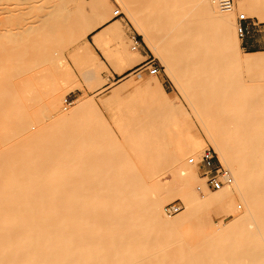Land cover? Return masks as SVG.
<instances>
[{"label": "bare ground", "instance_id": "obj_1", "mask_svg": "<svg viewBox=\"0 0 264 264\" xmlns=\"http://www.w3.org/2000/svg\"><path fill=\"white\" fill-rule=\"evenodd\" d=\"M1 1L0 17L6 16V21L16 25L0 27V134L3 138L7 137L8 142L4 145L14 142L4 146L5 139L2 143L0 140V264H264V54L252 51L241 55L237 22L236 33L231 31L234 1L230 10H224L216 0H118L145 44L160 55L176 79L196 123L206 131L212 148L233 178L229 186L210 191L204 180L195 177L196 166L188 165L187 156L198 157L204 142L194 130L189 113L184 111L183 115L187 117L184 120L185 131L189 138L187 135V139L184 138V154L180 158L186 167L176 172V177L172 175L173 181L146 178L152 183L155 194L148 189L150 184L139 178L148 171L141 172L134 165L123 164L125 156L120 145V148H109L106 138L109 133L105 135L109 143H105L106 149L104 142L100 145L97 138H92L97 133L80 131L77 134L73 130L66 132L65 129L69 128L66 125V128L61 127V123L68 121L69 124V119L76 114L97 112V108L90 97H82L65 111L71 103L63 93L69 91L73 84L63 87L64 91L61 86L55 85V74L51 76H54L53 79L49 76L53 68L49 55V49L54 44L51 34L68 33L74 41L84 38L98 23L88 22V25L82 21L87 17L79 19L81 13H89L96 8L101 11L102 7L110 5L109 1L44 0L46 3L38 6L33 3L27 7L33 11L34 7L38 9L37 19L32 16L20 26L17 23L24 13L23 9ZM69 3H73L72 8H67ZM236 5L244 14H253L264 20V0H236ZM2 22L3 18L0 24ZM94 42L111 65L117 63L116 66H123L126 61L128 64V57L134 58L135 63L136 59L140 61L139 58H142L137 50L128 52L119 21L97 34ZM86 45L84 50H87ZM14 54L18 57H13ZM87 54L83 65L91 66L89 71H85L90 76L94 72V64H103L91 57L87 59ZM64 69L72 75L70 66L65 64ZM27 71L33 72L34 77V74L40 76L38 79L41 78V81H47L48 77L52 79V83L49 80L48 87L45 86L47 93L50 92L43 94L48 99L44 107L50 115H56L57 122L53 119L50 125L47 122L44 126L50 128L54 123L56 128V123L60 122L57 127L62 129L58 132V128L53 130L51 126L50 130L57 131L54 134L58 137H53V133V136L49 135V130V138L44 137L45 140L36 137L32 129L31 133L43 144L38 147L39 142L35 143L38 148L31 144L34 137L25 139L29 142L26 145L31 144L28 148L17 141L18 137L21 142L23 135H28V132L22 134L19 130L17 120L21 112L23 116L30 114V108H25L30 104L28 106L24 101L23 108L21 103L24 96L28 100L25 92L31 89L28 88L31 85L27 83L38 81L31 76L33 80L26 82L25 75L27 88L19 95L18 82ZM18 78L20 80L14 82ZM38 83L40 86V79L36 86ZM141 85H145L152 96L159 94L169 109L176 108L167 102L166 92L155 78ZM22 86L19 89L22 90ZM52 86L56 87L53 89ZM36 93L39 97L37 94V98L33 94L30 96L35 105L45 101L40 94L43 91ZM122 93L121 87L117 86L102 101ZM19 96L22 97L21 102ZM24 109H28L29 114L24 113ZM49 114L47 112V118ZM68 131L73 137L70 140L66 137ZM41 132L46 135L43 130ZM36 134L40 136L42 133ZM26 135L24 137L30 136ZM101 137L104 138L102 133ZM51 139L53 142L56 139V143H52ZM143 139L142 142L148 140ZM136 141L133 145L140 144ZM151 141L148 140L149 143ZM50 142L54 148L49 145ZM69 143L70 146H67ZM87 143H96L104 149H96L95 155L92 152L96 150L87 156L89 152L86 155L85 147L82 148ZM44 144L48 145L42 147ZM138 144L135 147L141 146ZM144 146V149H138L145 150ZM165 146L158 139L152 141L150 149H146L150 150V153L147 151V161L156 163L163 159L167 162L174 158L178 162L179 157L166 153ZM101 152L103 155H100ZM139 152L143 153L141 160L146 159V153L138 151L137 154ZM108 176L115 178L107 179ZM173 194L181 195L185 201L184 210L174 217L167 215L162 207ZM238 201L243 205L242 210H237L241 207ZM210 211L232 213V218L227 222L223 219L210 221L206 217ZM192 219L197 227L195 235H188V231L186 235L183 230ZM203 224L210 225L206 233L198 228ZM180 243L185 248L183 251L179 249Z\"/></svg>", "mask_w": 264, "mask_h": 264}, {"label": "rangeland", "instance_id": "obj_2", "mask_svg": "<svg viewBox=\"0 0 264 264\" xmlns=\"http://www.w3.org/2000/svg\"><path fill=\"white\" fill-rule=\"evenodd\" d=\"M80 1H83V0H80ZM84 1H89V0H84ZM108 1H109V4H110V8L112 7L114 9V8L118 7L120 12L122 13V15L119 18H120V22H121V25H122V28H123V31H124V40L126 42V47L128 49V52L129 53L133 52L131 47H130V45H131L130 36L131 35H135L141 41V48L143 47L144 50H145V56H143L142 58H139L140 61H143V60H145L147 58L146 54L150 55V57L153 58L155 64L159 68V73L157 75L146 74V75H143L140 78H137V76L131 75L127 79H124V80H122L120 82H117V83H115L114 81L108 82L107 78H104V79H102L100 81V86H102V87L99 88L97 91H95L90 96H88L87 95V91L88 92H93V90H95V89L94 88L84 89V88L80 87V85L76 81V78H75V76H74V74L72 72V69H71L72 75L69 74L68 72H66L65 69H64L65 68V64L68 65L66 58L68 59L69 56L66 55V54H65L66 56H64L63 53L66 52L67 48L70 46V43L72 44L74 42V40H75L74 37L70 38L68 33H61L59 35L58 34L56 35L55 33H53L54 35L51 34V37H52L51 39L54 42V44L49 49V55H51L50 57L52 59L50 66L53 67L52 70H54L55 72L53 71V74H52V70H51V74L49 72V74H50L49 76L51 77L52 75L55 74V77H56L55 83L56 84L55 83L54 84L58 85L57 87L61 86L64 91H66V89H64V88H68L69 86L71 87V85L73 84L72 87L70 89H68L69 91H66L67 93L66 92L63 93V96L64 97L66 96V98L68 100V103H71V104L67 105V108H66L65 111H68L82 97H90L93 100V102H94V104L96 105V108H97V112L87 111V112H80V113L76 114L73 119L72 118L69 119L70 120L69 124H68V121H66L65 124L61 123V127H65L66 128V126H68L69 128L65 129L66 132H67V130H69L71 132L73 130V133L75 132L77 134L80 133V131L81 132H85V133H88V132L92 133L93 132V134L97 133L94 136H92V138H95V139L97 138V143L98 144L100 143V145H101V142H104L103 144L105 146V143L107 144L108 140H109V143H110V144L108 143L109 144V148H111V146H113V148H116V147L120 148L121 147L120 149L122 150V154H123V156H125V158L122 160V163L130 165L129 167H131V165L132 166L134 165L133 167H135L136 169L139 168V170H141V172L148 171L146 173L144 172L143 177H139V178H142V179L144 178L145 181H147V179H150L152 181V179H157V178H158L157 180H161L163 182L166 181V180H169V181L172 180L173 181L174 180V176L176 177L175 173L178 172L180 169H184L186 167L185 164H184V161L182 160V158H183L182 156L184 154V150L183 149H184L185 142H186L185 139H187V137L189 138V134H187L186 131H185L186 125L184 124L185 123L184 120L187 117L185 115H183L184 111L189 113V117L188 118H189V120L191 122L193 121L192 123H194V126H195L194 130L195 131L197 130L196 133L198 132V136H201V138H202V140L204 142V146L202 147V150L205 147H207V146L212 148V145H211V143L209 141L208 135L205 134L206 131L201 126H199V124L196 123L195 117L191 113V108L189 106V103L184 98V96H183V94H182V92L180 90L179 85L176 84L177 83L176 79L169 72V70L167 69L166 65L164 64L162 58L160 57V55L157 54L155 51H153L151 48H149L145 44V42L142 39V36L136 31V28L134 27L133 22L129 19V17L127 16L126 12L121 8L118 0H108ZM233 1H234V10L235 11L231 15L232 23H233L231 31L236 33L235 32V23H236L237 15H238V13L240 14V13H244V12H243L242 9H240L236 5V0H233ZM1 2L2 3L12 4V5L16 4L18 6V8L23 9L24 13L22 14V17H19V19H18L19 22L17 23V25L20 26V25H25L26 22H28L32 16L35 18V20L37 19L36 14H38V9L36 7H34L35 8L34 9L35 12H34L33 9H29L27 6H29L30 4H33V3L37 4V6H38V4H41L42 2H44V0L43 1L42 0H3ZM44 3H46V2H44ZM72 7H73V3H69L68 6H67V8H72ZM111 14L112 13L110 11V16H112ZM245 16L248 17V19L246 21V24L248 26V32H247V34L245 36L252 43L251 49L253 51H257L258 52L257 54H264V20L262 21V20L258 19L256 17V15H253V14L250 15V14L245 13ZM2 18H3V22L0 24V27L5 28V27H13V25H16L14 23H10L9 21H6V20H8L6 18V16L0 17V20ZM236 36H237V34H236ZM237 38H238V40L240 42L241 55L245 56V52H250V51H248V50H246L244 48L242 39L239 38L238 36H237ZM62 41H63V43H62ZM59 42H60V44H59ZM67 43H69V44H67ZM61 56H63V57H61ZM13 57H18V56L15 55ZM140 61H138V59H136V62H140ZM8 64H6L5 66H7ZM47 65H49V64H47ZM22 66L23 67H27L26 65H22ZM7 67H9V65ZM54 67H56V69H54ZM57 69H58V72H57ZM56 72H57L58 75L56 74ZM27 73L29 74V76H28ZM32 74H33V72L31 73V72L27 71L26 74L23 73V75H21V76H22L23 80L25 79L24 78L25 75L27 76V79H28V77H30L28 80L25 79L26 82H28L30 79H32V77H31V76H33ZM34 75H35V77L37 78L38 81H36V82L34 81L36 84L33 81L32 82L29 81L27 83L28 85H31V87L30 86L28 87V88H31V89H29L30 91L28 89H26L27 88L26 87L27 86L26 82H25V80L23 81L21 79V76H20V79L22 80V83H21V80L19 78H18V80L14 79V82L15 81L18 82L20 80L18 82V84L20 83V85L23 84V82H25L24 83L25 88H23L24 85L23 86L21 85L22 86V90H21V89H19L21 87L19 85L18 86V91L19 90L22 91V92L19 91V95H20V93H24L23 89H26L27 91L25 93H26V95H28V100L26 99L27 96L24 99V97H25L24 94H22L24 97L21 95L24 100L22 99V102H21V100H20L21 96H19V100H20L21 103L26 101L27 104L28 103L30 104V106L28 104L29 107H27L25 105L26 103L24 102L25 104L23 103V106L22 105L21 106L24 108V105H25V108H30L29 111H30V114L32 115L31 116L27 112L28 109H27V111L24 109V113L26 111L29 115L26 116V113H25V115L23 116V113L21 112L18 115L19 118L17 117L18 125L20 126L19 130L20 131L22 130L21 131L22 134H24L25 132H28V135L30 134V136L26 135L27 133L25 134L28 137H24L25 135H23L22 138L20 137L21 138V142H20L19 137H18V139L16 138L17 141L19 140V143H22L23 145H26V143L28 142L26 140H28V138L31 139L35 135H37L36 137H39V138L42 137L40 140H45L44 137L45 138L46 137L49 138L47 132L50 130V128H52L51 126L54 125V123H53V125H51L50 128H49V126H48V125H50L49 122H51V123L53 121L57 122V120L55 119L56 115L54 116L55 117L54 118L53 115L49 114L50 111H46L44 105H46V102H48V99L46 98L45 95H43L45 92H46L45 94H47V95L50 92V90H49L48 93H47V87H48V84H49L48 82H50L54 78V76H53V78L51 77L52 79L48 77V80H47L48 82L47 81H43V80L41 81V78H39L40 79V86H39V83H38V86H36L37 82H39L38 77H40V76H38V75L36 76V74H34ZM35 77L33 76L34 80L36 79ZM152 78H155L156 81L165 90L166 96H167L166 97L167 98V102L171 103L173 106H176L175 109H173V110L169 109L167 106H165V104L163 102V99H161L159 94L157 96L156 95L152 96L151 93H149L148 90L146 89V86L145 85H141V84H143V83H145V82H147L149 80H152ZM44 82H45V85H42V84H44ZM51 83H52V81L50 82V84ZM105 83H107V84L104 85ZM68 84H69V86H68ZM136 84H138V85H136ZM34 86L36 87V89H37V87H39V89H37V91H36ZM45 86H47V87H45ZM117 86L119 88L121 87L123 93L120 94L119 96L113 97V98L108 99L106 101H102V98L105 95H107L111 90L116 88ZM49 87H50V85H49ZM55 87H53V89ZM33 88H34V91H33ZM44 89H45V91H44ZM48 89H50V88H48ZM40 91H43V93H40V94H42V99L45 100L44 101L45 103L41 100V98H39L41 100V102H36V105H35L33 103L34 100H30V98H32L30 96L33 94V96L34 97L36 96V98H37L38 94L36 92H40ZM27 92H29V93L31 92L30 96H29V93H27ZM32 92H34V93H32ZM43 96L45 98H43ZM38 97H39V95H38ZM62 104H65V102L61 103V106H62ZM31 105H32V107H31ZM19 107H20V104H19ZM23 108H22V111H23ZM31 108L32 109L35 108V109L32 110ZM40 110L43 111V114H42V112ZM181 110H183V111H181ZM47 112L50 115L49 118H47V116H48ZM171 112H172V114H171ZM39 113H41L42 115H40ZM51 113L55 114L54 112H52V110H51ZM28 116L32 120L33 123H31V121L29 120ZM190 118H192V119H190ZM47 122H48L47 126L49 128L48 130H46L47 126L46 125H45L46 127L44 126V124L47 123ZM42 124H43V127H45V128L42 127ZM62 124H64V125L62 126ZM70 124L72 126H70ZM57 126H60V122H59V124L56 123V128H58L57 129L58 132L62 131V129H60L61 127H57ZM54 127L55 126H53V130L56 129ZM2 128H5V127L2 126ZM32 129L34 130V132H33ZM38 130H40V131H38ZM42 130L44 132H46L45 136L43 135L44 133L41 132ZM77 130H79V131L77 132ZM3 131H5V129ZM7 131H9V129H7ZM31 131L35 135H33V133H31ZM50 131L51 132H49V135H51V136H53V134L57 132V131H55V132L53 131L52 132V130H50ZM69 131H68V133H66V137L68 136L69 140H70V138H73V137H70L69 134L71 132H69ZM0 132H1V128H0ZM35 132L36 133L39 132V135L41 133L42 134L40 136H38V134H36ZM8 133L10 135V132H8ZM101 133H102V136H104V138L101 137ZM107 133H109L110 135L106 136V138L108 139L106 141L105 140L106 139L105 135H107ZM22 134H20V135H22ZM82 134H84V133H82ZM2 135H5V134H2ZM9 135H8V137H9ZM56 135L57 134H54L53 137H55ZM186 135H187V137H185ZM72 136H74V134ZM0 137H2L1 134H0ZM10 137H12V136L10 135ZM36 137H34V138L36 139ZM57 137L58 136H56L55 138L57 139ZM87 137H88V139H91L90 138L91 136L90 137L87 136ZM110 137H111V140H110ZM142 137L144 139H146V140L148 139L149 141L152 140L154 142L157 139L160 140V141H163V144L167 145V146L164 147L166 153L177 155V157H179L178 158L179 159L178 162L173 160L174 158L171 159V160H167V162L165 160H163V159H161L159 162H156V163H154L153 161L151 162L150 160L147 161V159H149L148 158V154L150 153V150H146V149H150L149 145L152 143V141H151V143H149L148 140H147L149 145L147 144V146H146L147 142H145L144 139H143L144 141L142 142V140H141ZM154 137H155V139H154ZM2 138H0L1 143L5 139V141L3 142V145H4V143L8 142V140L6 141L7 137L3 138V140H2ZM98 138L100 140H98ZM35 139H34L33 142H31V144L34 145L35 143L39 142V144H38L39 146L38 147H40L42 143L40 142L39 139H36V140ZM56 139H53V140H55V142H53L52 139L50 141H52V143H56ZM46 140H48V139H46ZM136 140H138V141H136ZM12 141H13V139H12ZM22 141L25 142V143H23ZM135 141L140 143V144L136 143V145L138 144V145H141V146L135 147L136 145H133V144H135ZM13 143L14 142H11V144L6 143L5 145L6 146H10V145H13ZM31 144H28V145L24 146V148L25 147L28 148ZM50 144H51V142L49 143V145ZM90 144L91 143H87L86 145L83 144V146H82V148L85 147L84 149H85L86 152L84 151V153L86 155L89 152L88 153L89 155H87V156H91L92 154H90V153L92 151L96 150V149L97 150L98 149H104V146L102 147V146L99 145V147H100L99 148L98 144H96V143H92V145H94V146H92ZM114 144H116V146ZM23 145L20 144L19 146H22V148H23ZM35 145H36L35 148H38L37 144H35ZM45 145L46 144H44V146H42V147H45ZM52 145L53 144H51V146ZM119 145H120V147H119ZM142 145L143 146L145 145L144 146V147H146L145 150H143L144 148L142 147ZM67 146H70V143L67 144ZM106 146H105V148L107 149ZM48 147H50V146H48ZM141 147L143 148L142 149L143 151L141 149H138V148H141ZM50 148H52V147H50ZM53 148H54V145H53ZM135 148H137V149H135ZM97 150L92 152V153L94 154L95 152H97ZM138 151L144 152V154L146 153L145 154V155H147L146 159H144L142 161L140 157L143 156V153L140 154V152H139V154H137ZM147 151L149 153H147ZM172 151H174V152H172ZM201 152L202 151L200 150V153ZM84 153L82 152V154H84ZM100 155H103V153L101 152ZM190 156H192V155L188 154L187 157H190ZM180 157H182V158H180ZM198 157H199V155H198ZM149 161H150V163H149ZM186 161H187V159H186ZM220 162L222 163L221 160H220ZM152 163H153V165H155V167L152 165ZM171 165H173V166H171ZM180 165H182V166H180ZM188 165H190V164H188ZM92 166H94V165H92ZM169 166H171V167H169ZM176 166H177V168H175ZM93 168H97V167H93ZM122 168H124V167H122ZM93 170H94V172L98 171V169H93ZM169 170H172V171H169ZM160 171L162 173H160ZM152 173H153V175H152ZM172 175H174V176H172ZM112 177L115 178V176H111V178H110V176H108L107 179H109V178L110 179H114ZM195 177L198 180H200V181L204 180V179L201 178L199 170H198L197 167H195ZM118 178L119 177L117 176L116 179H118ZM150 180H148L145 183L146 184H150V186H151L152 183L149 182ZM147 186H149V185H147ZM150 186H149L148 189L151 190L152 194H155L154 189L152 188V186L151 187ZM200 191H202V190H200ZM200 191H199V193H200ZM147 192L150 193L149 190H147ZM30 195H32V193ZM172 202H179L182 205V209H181L180 212H182L184 210L185 201H184L183 197L181 195H179V194L170 195V197L168 198V200L165 201V203L163 204L162 207L164 208L165 205H167L169 203H172ZM238 203H239V205H241V207H238L237 210H242L243 205L239 201H238ZM177 214L171 215V216L174 217ZM206 217H207V219H210V221L213 219L214 222H217L219 219H223L224 222H227V221H229L232 218V213H221V214L218 213L217 214V213H214V212L211 213V211H210V212H208V215H206ZM193 221H194V219H192V221L185 227V229L183 230L184 234H186L187 233L186 231H188L189 232L188 235H193V234L195 235V230L194 229L197 228V227H196L195 222L193 223ZM189 226H190L191 229L190 228L187 229ZM207 226L209 227L210 225L209 224H206V225L203 224L201 227H198V228L202 229L201 230L202 233H206V231L209 229ZM179 249H181L182 251L185 249L182 246L181 243L179 244Z\"/></svg>", "mask_w": 264, "mask_h": 264}, {"label": "crops", "instance_id": "obj_3", "mask_svg": "<svg viewBox=\"0 0 264 264\" xmlns=\"http://www.w3.org/2000/svg\"><path fill=\"white\" fill-rule=\"evenodd\" d=\"M107 6H109V7H107ZM107 6L106 7H102L101 11L98 8H96V9L99 10V11H97L96 9L93 10V11H89L90 14L87 13V12H82L81 15H80V18H79V15H76L80 20H82V18H86L87 17L88 18V19L86 18L87 20L86 19L85 20L83 19L82 21L85 22V23H87L88 25H90L88 22H91V24H94V21H95V23H98V24L96 26H94V28H92L91 30H89V32L87 33V35L84 38H82V39H80L78 41H74L72 44H70V46L67 48L66 52L63 53L64 56H66V55L69 56L68 59L66 58L67 63L71 67L72 72H73V74H74V76L76 78V81L78 82V84L80 85V87H82L84 89H88V88H94L95 89V90H93V92H88L87 91V95L88 96H90L91 94H93L95 91H97L99 88L102 87V86H100V81L102 79H104V78H107L108 82L114 81L115 83H117V82H120V81H122L124 79H127L131 75H134V76H137V78H140L143 75L148 74L147 71L144 70L143 68H141L139 70H136V69H137V67L139 65H141L143 62H145L150 57V55L146 54L147 58L145 60L140 61V62H136V63L133 62V61H135L134 58L128 57L127 58L128 61L129 62L132 61L133 63L131 62V64H129V62H128V64H127V61H126V63L123 66H120V64H119L120 67L119 66H116L117 63L116 64L114 63L115 64V66H114V65H111V63H109V61L104 56L102 50L100 49V47L94 42L95 36L97 34H100L103 31V29L105 30L108 27L113 26L114 23H117V21L120 22V18L119 17L110 16V11H112L113 9L110 10V5H107ZM85 42L88 45H86ZM242 42H243V46H244V48L246 50H248L250 52L253 51L251 49L252 43H251V41L246 36L242 38ZM85 45H86L87 50L86 49L84 50V48H85L84 46ZM113 46L114 45H112V47ZM82 49H83L84 53H83ZM81 51H82V53H81ZM137 51L139 52V54L142 57L145 56V50H144L143 47L140 48ZM88 52L89 53H92L93 55L89 54ZM86 54H87V56H89V57H87V59H89L91 57L92 60H95L96 59V60H98L99 62H101L103 64V66H99L97 64H94L96 67L93 65L94 72L93 71L92 72L90 71L91 72V74H90L91 78H90V76H88V72H87V74L85 72V71H89V69H91V66L89 65L90 66L89 67V66H84L83 65V63L85 61V58L84 57H86ZM81 55H82V57H81ZM77 64L79 66L81 64L80 67H82V68H85V67H87V68H85L84 70L81 68V70H80L79 69L80 67H78ZM83 71H84V73H83ZM81 72H82V75L83 76H85V74H86L85 77L88 76L89 79H87L88 77L87 78H84L81 75ZM107 83H105L104 85H106Z\"/></svg>", "mask_w": 264, "mask_h": 264}, {"label": "built area", "instance_id": "obj_4", "mask_svg": "<svg viewBox=\"0 0 264 264\" xmlns=\"http://www.w3.org/2000/svg\"><path fill=\"white\" fill-rule=\"evenodd\" d=\"M219 6L224 10H230L232 8V0H216ZM122 13L119 8L113 10V17H120ZM248 17L244 13L237 15L236 31L239 38H243L248 32V26L246 24ZM131 49L139 50L141 48V41L135 35L130 36ZM143 68L148 74L157 75L159 68L155 64L153 58L149 57L145 62L137 67L136 70ZM70 102V101H69ZM188 164L195 165L200 173L202 179L208 190H219L224 186H229L232 183V174L230 170L225 167L213 148L207 146L199 154V157H188ZM199 190V189H198ZM182 209V205L179 202H172L164 206V212L167 215H174Z\"/></svg>", "mask_w": 264, "mask_h": 264}]
</instances>
